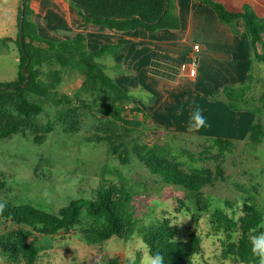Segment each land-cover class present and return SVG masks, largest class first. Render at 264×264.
<instances>
[{"label":"trees","instance_id":"trees-1","mask_svg":"<svg viewBox=\"0 0 264 264\" xmlns=\"http://www.w3.org/2000/svg\"><path fill=\"white\" fill-rule=\"evenodd\" d=\"M199 1L210 7L218 20L226 25H231L235 19H241L254 57L264 63V18H258L248 7L243 8L241 12L233 13L212 0ZM22 2V49L19 45L20 4L16 22L17 76L14 81L0 83V88L6 87L0 91V140H7L20 134L33 144L40 145L56 126H60L66 133L77 134L80 122L86 115L94 118L99 116L104 118V121H100L105 131L101 135L88 138L87 141L106 144L112 155L117 156L122 164L126 163L127 158L119 153L115 143L122 136L119 123L132 122L121 116V108L124 103L133 104L136 111L138 107L96 62L98 58L113 54L118 46L104 44L95 51L87 52L85 37L79 33L68 40L41 39L30 20L31 9L28 0ZM68 2L83 20L80 27L91 23L114 31L143 29L150 32L179 28L175 7L170 0H68ZM27 59L28 83L25 87H19L25 82L26 75L21 73V69ZM43 65H46V72L42 70ZM66 70L77 72L82 78L79 87L71 95L56 92L61 75ZM236 95V89L228 87L223 89V97L232 109L238 108L232 103L239 99ZM29 97H34L37 101L30 100ZM48 106L54 110L52 117L45 123H37L39 116ZM142 118L147 120L144 114ZM248 134L253 144L264 141V131L258 123L250 125ZM203 141H211L213 146L230 144V141L220 138H203ZM131 151L148 173L156 176L162 184L198 193L197 207L200 211L206 210L207 206L202 204L203 199L200 197L201 190L212 186L216 177L222 176L219 166L216 165L214 170L185 171L171 157L166 143L158 137L152 140L150 145H138L135 142ZM132 202L131 193L123 187L117 189L99 185L93 199H73L56 213L29 204L8 203L3 214H0V221L3 220L15 230L0 235V246L6 238L16 242L17 239L25 237L28 233L25 228L43 236H53L59 232L67 234L78 228L84 238L91 243L104 242L112 237L125 238L133 230ZM241 212L242 215L234 219L221 208H215L210 215V224L214 231L224 235L223 258H230L235 264H257L249 252V229L264 218L260 210L252 204L244 203ZM142 238L153 253L160 251L163 254L164 264H194L193 257L202 251L201 239L196 233L191 232L185 240L177 239L176 228L171 226L167 219L149 225L142 233ZM12 246L15 249L14 253L25 264H34L37 256L34 241L14 243ZM11 257L15 258L13 255Z\"/></svg>","mask_w":264,"mask_h":264},{"label":"rangeland","instance_id":"rangeland-1","mask_svg":"<svg viewBox=\"0 0 264 264\" xmlns=\"http://www.w3.org/2000/svg\"><path fill=\"white\" fill-rule=\"evenodd\" d=\"M20 1L17 0L14 8L12 0H0V82L3 83L14 80L18 72L15 20ZM97 62L103 65L102 61ZM42 70L46 72V65ZM104 72L112 79L119 73L114 67H105ZM257 77V81L237 90L239 99L232 103L253 110V123H258L264 131V71ZM81 81L77 72L63 71L56 92L71 95ZM145 94L139 92L142 102L146 99ZM29 99L37 101L34 97ZM211 99L219 100L220 96ZM224 101L223 104L230 109L229 103ZM121 109V116L133 123H119L118 126L122 136L115 147L127 158L124 164L109 152L106 144L87 141L105 131L101 122L104 118L99 116L86 115L77 134L66 133L56 126L40 145L20 134L0 140V199L12 205L29 204L43 209L47 206L41 199L45 187L59 186L61 191L50 197V213H56L73 199H93L99 185L123 187L133 199V230L130 234L121 239L112 237L104 242L91 243L78 228L53 236L39 235L25 228L28 231L25 237L16 242L10 238L3 241L0 264H25L11 245L31 241L37 247L34 264H140L143 252L147 251L142 233L149 225L164 219L176 228L177 239L185 240L191 232L200 237L202 251L193 257L194 264H235L232 259L222 257L224 235L212 229L210 215L215 208H221L237 219L242 215V205L248 203L256 206L264 218V141L253 144L248 136L243 143L228 140L230 144L214 147L211 141H203L208 137L172 135L148 124L140 109L136 111L133 104L124 103ZM53 112L52 107H46L37 123H45ZM157 137L166 143L171 157L183 170H214L216 165L221 169L222 176L216 177L212 186L201 190L202 204L207 206L205 211L197 207L198 193L162 184L132 153L135 142L150 145ZM17 172L28 178L29 183L13 186L12 177ZM73 180L76 181L74 191L77 198H72L71 191L64 190ZM14 230L0 221V235Z\"/></svg>","mask_w":264,"mask_h":264},{"label":"crops","instance_id":"crops-1","mask_svg":"<svg viewBox=\"0 0 264 264\" xmlns=\"http://www.w3.org/2000/svg\"><path fill=\"white\" fill-rule=\"evenodd\" d=\"M170 1L179 28L151 32L114 31L91 23L80 27L83 20L68 0H28V6L41 39L68 40L79 33L85 37L87 52L104 44L118 46L113 54L96 62L102 61L105 66L97 63L104 70L114 67L119 71L112 80L132 98L148 124L172 135L247 141L253 110L242 106L228 109L222 102L224 88L240 90L257 81L264 71V63L252 53L242 20L226 25L199 0ZM212 1L233 13L248 7L258 18H264V0ZM12 4L16 8L17 0ZM192 59L196 61L195 72L189 76L187 66ZM139 92L146 93L145 101L140 100ZM213 96H220L222 101L211 99ZM195 105L203 109L208 122L201 131L192 130L188 124Z\"/></svg>","mask_w":264,"mask_h":264},{"label":"clouds","instance_id":"clouds-1","mask_svg":"<svg viewBox=\"0 0 264 264\" xmlns=\"http://www.w3.org/2000/svg\"><path fill=\"white\" fill-rule=\"evenodd\" d=\"M189 127L194 131L204 130L208 126L206 117L203 114V109L199 105L193 107V111L189 117ZM28 178H25L19 172L14 174L12 177L13 186H23L28 184ZM76 181L73 180L71 185L65 187V191H71L72 198H77V194L74 191V186ZM61 188L59 186L55 188L45 187L44 191L41 194V199L44 202L46 207L42 210L51 211V199L50 197L53 194L59 193ZM8 206L6 200L0 199V214H3L5 209ZM249 252L252 258L255 259L257 264H264V220L257 223L249 229ZM147 251L143 252L140 264H164V256L160 251L153 253L147 245H145Z\"/></svg>","mask_w":264,"mask_h":264},{"label":"water","instance_id":"water-1","mask_svg":"<svg viewBox=\"0 0 264 264\" xmlns=\"http://www.w3.org/2000/svg\"><path fill=\"white\" fill-rule=\"evenodd\" d=\"M20 5H21V13H20V28H19V45H20V48L22 49V40H23V31L21 28V22L23 19V2H22V0L20 1ZM165 10H166V7H165L164 11ZM28 63H29V60L27 59L26 64L21 69V73L23 75H26V72H27L26 67H27ZM27 83H28V76L26 75L25 82L22 85H19V87L20 86L25 87L27 85ZM5 89H6V87L0 88V91H3Z\"/></svg>","mask_w":264,"mask_h":264},{"label":"built area","instance_id":"built-area-1","mask_svg":"<svg viewBox=\"0 0 264 264\" xmlns=\"http://www.w3.org/2000/svg\"><path fill=\"white\" fill-rule=\"evenodd\" d=\"M194 49L197 50V46H194ZM195 66H196V61L195 59H192L190 64L187 66L188 67V75L193 76L195 72Z\"/></svg>","mask_w":264,"mask_h":264}]
</instances>
